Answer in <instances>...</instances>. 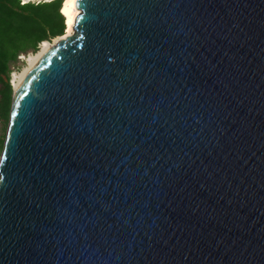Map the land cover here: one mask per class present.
<instances>
[{
  "label": "water",
  "instance_id": "95a60500",
  "mask_svg": "<svg viewBox=\"0 0 264 264\" xmlns=\"http://www.w3.org/2000/svg\"><path fill=\"white\" fill-rule=\"evenodd\" d=\"M13 92L0 264H264V0H76Z\"/></svg>",
  "mask_w": 264,
  "mask_h": 264
},
{
  "label": "trees",
  "instance_id": "16d2710c",
  "mask_svg": "<svg viewBox=\"0 0 264 264\" xmlns=\"http://www.w3.org/2000/svg\"><path fill=\"white\" fill-rule=\"evenodd\" d=\"M55 4L20 5V0H0V83L9 62L15 61L19 53L27 48L36 50L48 34L53 38L63 34L62 18L57 14L61 4L54 8ZM49 7L56 12L55 21L47 13Z\"/></svg>",
  "mask_w": 264,
  "mask_h": 264
},
{
  "label": "rangeland",
  "instance_id": "374dc122",
  "mask_svg": "<svg viewBox=\"0 0 264 264\" xmlns=\"http://www.w3.org/2000/svg\"><path fill=\"white\" fill-rule=\"evenodd\" d=\"M62 0H53L51 2H46V0H25L22 4H33V5H43V4H55L54 8H57L61 4ZM53 7H49L47 13L54 17V21L57 19L56 12L52 9ZM57 14L62 18V23L64 26V20L60 11L58 10ZM27 16H31L30 13H25ZM64 32V31H63ZM57 37V36H56ZM55 38V37H54ZM51 35L48 34V37L44 41L52 42L54 39ZM41 42L37 45L36 50L32 48H27L25 52H21L16 57L15 61L9 62L7 72L2 76L3 81L0 83V153L2 152V145L5 137V131L8 124V115L11 107V99L14 92V87L12 84V76L13 74H18L27 66V60L30 54H34L39 49Z\"/></svg>",
  "mask_w": 264,
  "mask_h": 264
},
{
  "label": "bare ground",
  "instance_id": "6f19581e",
  "mask_svg": "<svg viewBox=\"0 0 264 264\" xmlns=\"http://www.w3.org/2000/svg\"><path fill=\"white\" fill-rule=\"evenodd\" d=\"M53 0H46V2H51ZM76 0H70L69 5L67 6V16H65L64 9L65 4L64 0H62L59 11L60 14L63 17L64 20V32L62 35L57 36L53 39L52 42L49 41H43L41 42L39 49L34 54H30L27 60V66L20 71L18 74H13L12 76V84L14 87V90L18 86V84L23 80V78L28 74V72L33 68V66L39 61V59L44 55V53L56 42L73 36L74 35V21L77 15L79 14L78 9L75 8L74 2ZM67 21H71V23H67Z\"/></svg>",
  "mask_w": 264,
  "mask_h": 264
},
{
  "label": "snow or ice",
  "instance_id": "6c2138e0",
  "mask_svg": "<svg viewBox=\"0 0 264 264\" xmlns=\"http://www.w3.org/2000/svg\"><path fill=\"white\" fill-rule=\"evenodd\" d=\"M24 2H25V0H21V3H24ZM69 2H70V0H64L65 7H64V9H62V11H64L65 16H67V10L66 9H67V6L69 5ZM104 2L106 3L107 0H104ZM67 23H71V21H67ZM3 159H5L3 153H0V160H3ZM3 179H4V177L2 175H0V180H3Z\"/></svg>",
  "mask_w": 264,
  "mask_h": 264
}]
</instances>
